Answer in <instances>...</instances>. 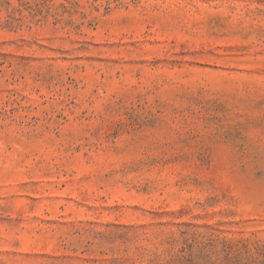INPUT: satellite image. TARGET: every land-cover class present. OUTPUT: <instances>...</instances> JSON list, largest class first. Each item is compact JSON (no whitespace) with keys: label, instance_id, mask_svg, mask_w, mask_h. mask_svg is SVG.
<instances>
[{"label":"rangeland","instance_id":"1","mask_svg":"<svg viewBox=\"0 0 264 264\" xmlns=\"http://www.w3.org/2000/svg\"><path fill=\"white\" fill-rule=\"evenodd\" d=\"M0 264H264V0H0Z\"/></svg>","mask_w":264,"mask_h":264}]
</instances>
